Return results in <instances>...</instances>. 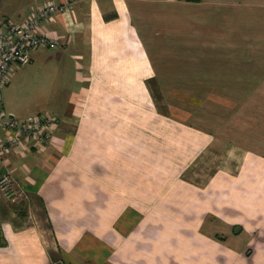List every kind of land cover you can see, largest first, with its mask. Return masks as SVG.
Segmentation results:
<instances>
[{"label":"crops","instance_id":"1","mask_svg":"<svg viewBox=\"0 0 264 264\" xmlns=\"http://www.w3.org/2000/svg\"><path fill=\"white\" fill-rule=\"evenodd\" d=\"M46 2L71 3L43 29L75 85L47 112L50 141L0 160L24 191L22 203L0 195V264H264V0H0V21ZM194 13L247 24L236 34L252 43L204 84L235 89L214 101L217 128L161 113L154 98L168 86L151 58L156 28Z\"/></svg>","mask_w":264,"mask_h":264},{"label":"rangeland","instance_id":"2","mask_svg":"<svg viewBox=\"0 0 264 264\" xmlns=\"http://www.w3.org/2000/svg\"><path fill=\"white\" fill-rule=\"evenodd\" d=\"M195 15L201 13H194L198 22L194 20L192 25L181 23L180 19L173 25H150L159 31L155 36L154 49L160 52L151 58L160 66L165 79L163 83L168 85L157 89L154 98L161 113L185 122H196L194 124L197 125L203 119L207 126L217 128L218 118L224 115L225 109L214 101L218 96L233 95L235 89L205 87L204 84H216L217 71L230 69L228 65L236 58L232 56V49L249 47L252 43L236 34L248 32L247 24L201 23ZM217 33L226 36L216 40ZM222 47L229 50L220 56L218 51ZM258 48H264V44ZM53 53L60 55L51 58ZM74 74V63L67 53L54 50L32 52L27 65L10 71L8 86L2 94L6 111L12 112L17 119L37 113H56L58 104L75 85Z\"/></svg>","mask_w":264,"mask_h":264},{"label":"built area","instance_id":"3","mask_svg":"<svg viewBox=\"0 0 264 264\" xmlns=\"http://www.w3.org/2000/svg\"><path fill=\"white\" fill-rule=\"evenodd\" d=\"M71 3L46 2L32 11L21 22L5 20L0 23V96L8 85L10 71L27 65L31 53L38 49L55 50L62 46L58 35L43 29V24L56 14H62ZM58 119L44 112L17 119L7 115L0 101V160L12 148H21L24 143L40 150L56 131ZM24 194L20 183L8 172L0 175V195L15 202Z\"/></svg>","mask_w":264,"mask_h":264}]
</instances>
